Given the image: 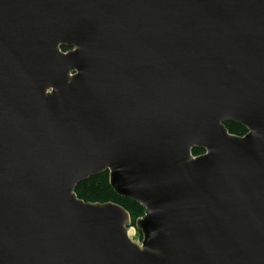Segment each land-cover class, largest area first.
Segmentation results:
<instances>
[{"label":"water","instance_id":"obj_1","mask_svg":"<svg viewBox=\"0 0 264 264\" xmlns=\"http://www.w3.org/2000/svg\"><path fill=\"white\" fill-rule=\"evenodd\" d=\"M0 264H264V0H0Z\"/></svg>","mask_w":264,"mask_h":264},{"label":"trees","instance_id":"obj_2","mask_svg":"<svg viewBox=\"0 0 264 264\" xmlns=\"http://www.w3.org/2000/svg\"><path fill=\"white\" fill-rule=\"evenodd\" d=\"M63 52H67L70 49L68 47L61 48ZM227 129L233 135L243 137L247 134V129L243 126L227 122ZM203 149L195 148L193 150L194 156H200L204 154ZM77 197L85 202L91 203H115L125 208L131 215V224L134 226L136 221L143 217L145 214V208L130 199L120 197L110 185L109 172L106 171L97 176L89 178L87 181L80 183L75 190ZM141 237V234L138 235Z\"/></svg>","mask_w":264,"mask_h":264}]
</instances>
